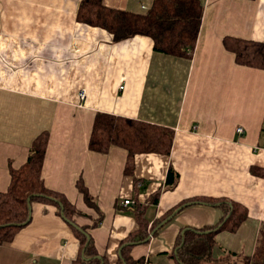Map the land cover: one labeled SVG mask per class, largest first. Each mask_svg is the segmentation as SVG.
I'll use <instances>...</instances> for the list:
<instances>
[{
    "label": "crops",
    "instance_id": "0c3cea01",
    "mask_svg": "<svg viewBox=\"0 0 264 264\" xmlns=\"http://www.w3.org/2000/svg\"><path fill=\"white\" fill-rule=\"evenodd\" d=\"M198 1L197 43L176 56L148 36L116 41L79 22L82 0H0V192L47 132L45 186L74 207L72 221L108 264H118L139 218L150 230L189 202L149 242L129 247L134 264H180L182 229L214 226L234 205L246 216L235 231L215 235L214 263L264 264V69L239 64L224 44L226 37L264 43V0ZM154 2L103 0L136 14ZM101 113L172 131L170 153H136L127 172L126 148H90ZM81 248L58 206L34 201L31 221L0 245V264H78Z\"/></svg>",
    "mask_w": 264,
    "mask_h": 264
},
{
    "label": "trees",
    "instance_id": "16d2710c",
    "mask_svg": "<svg viewBox=\"0 0 264 264\" xmlns=\"http://www.w3.org/2000/svg\"><path fill=\"white\" fill-rule=\"evenodd\" d=\"M202 17L203 7L198 0H155L151 9L143 14L106 7L103 0H82L78 12L79 22L108 30L114 35L116 41L137 35L148 36L153 40L156 50L176 56L189 55L193 51L197 43ZM224 44L228 50L235 53L239 64L264 69L263 42L226 37ZM172 140L173 135L170 130L130 118L101 113L95 120L90 148L98 152H107L111 145L126 148L129 153L126 171L131 172L136 153L169 154ZM48 142L47 132L41 133L36 138L26 164L20 169L12 170L8 190L0 192V226L12 224L0 228V245L12 241L16 233L24 227L21 224L28 220L29 206L34 201L55 204L62 216L59 205L61 202L65 218L72 220L74 207H71L61 195L51 192L45 186L42 177ZM176 179L177 173L174 174L171 167L167 183L173 186L176 184ZM80 190L90 201L88 191L81 184ZM157 198L158 195L155 198L156 201ZM29 199H31L30 204ZM216 204L222 207L225 203L219 201ZM245 216V212H239L234 205L225 210L223 218L216 225L200 229L189 228L184 234L181 232L176 249L182 242L184 243L177 252L174 251V256L180 264H216L212 256V250L216 244L215 235L226 228L235 231ZM139 221L140 231L122 245L127 242L144 241L157 226L148 230L141 218ZM99 223L100 220L96 224ZM72 227L80 237L82 245V254L78 264H108L104 257L97 258L99 254L95 251L92 238L88 241L80 229ZM80 228L88 232L85 228L81 226ZM209 230L211 232H206ZM132 246L134 245H127L122 249L118 264L135 263L129 255V247ZM138 263L140 264L141 260Z\"/></svg>",
    "mask_w": 264,
    "mask_h": 264
},
{
    "label": "water",
    "instance_id": "95a60500",
    "mask_svg": "<svg viewBox=\"0 0 264 264\" xmlns=\"http://www.w3.org/2000/svg\"><path fill=\"white\" fill-rule=\"evenodd\" d=\"M50 198H51V197H50ZM51 199L57 201V199H55V198H51ZM30 203H31V199H29V204H30ZM193 203H195V202H189V203H186V204L182 205V206L179 207V208H178L173 214L179 212V211H180L184 206H186L187 204L190 205V204H193ZM196 203H201V202H200V201H196ZM59 205H60V207H61V212H62V217H63V219H65L69 224H71V225L74 226L75 228L80 229L81 232L87 237L88 241H90V239H91L90 234H89L88 232L82 230V229L80 228V226H79L78 224H76L74 221L65 218V216H64V207H63V204H62L61 202H59ZM29 209H30V211H29V213H30L29 218H28V220H27L26 222H24L23 224H21V225H23V226L27 225V224L31 221V219H32V205L29 206ZM173 214H172L170 217H168L167 219H165L164 221H162L161 223H159V224L153 229V231L149 234V236H148L144 241H139V242H128V243L123 244L122 247H121L120 250H119V256L121 255V251H122V249H123L125 246H127V245H136V244H138V243L140 244V243H147V242H149V241L152 239V237L155 235V233H156V232H157V231H158V230H159V229H160V228H161V227H162V226H163L168 220L172 219V217L174 216ZM10 225H12V224H4V225H1L0 228H4V227L10 226ZM187 229H189V227H188V228H185V229L182 231V234H184V232H185ZM206 232H211V230L206 231ZM183 243H184V242H182L180 246H182ZM180 246L177 247V249L175 250V252L178 251V249L180 248ZM97 258L102 259V256L99 255V256H97Z\"/></svg>",
    "mask_w": 264,
    "mask_h": 264
},
{
    "label": "built area",
    "instance_id": "2783aa9c",
    "mask_svg": "<svg viewBox=\"0 0 264 264\" xmlns=\"http://www.w3.org/2000/svg\"><path fill=\"white\" fill-rule=\"evenodd\" d=\"M124 87L122 86L121 87V89H123ZM80 97L82 98V99H85V97H86V93L84 92V91H82L81 93H80ZM237 131H238V133H243L244 132V128L243 127H238V129H237ZM129 204H131V200L130 199H126L124 202H123V206H125V207H127ZM148 264H155V263H148Z\"/></svg>",
    "mask_w": 264,
    "mask_h": 264
}]
</instances>
